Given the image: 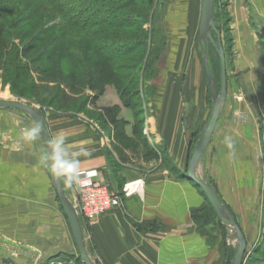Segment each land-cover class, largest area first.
I'll return each mask as SVG.
<instances>
[{
  "label": "crops",
  "instance_id": "0c3cea01",
  "mask_svg": "<svg viewBox=\"0 0 264 264\" xmlns=\"http://www.w3.org/2000/svg\"><path fill=\"white\" fill-rule=\"evenodd\" d=\"M194 1L199 7V28L202 0ZM229 10L236 38V65L248 80H253L264 73L258 53L260 38L264 41V0H229ZM253 12L256 21L252 19ZM179 90L170 86L162 89V98L153 106L156 113L149 111L144 138L153 148L163 149L165 156L184 173L193 134L204 128L209 112L207 105L188 104ZM112 92L116 91L111 87L103 98L112 96ZM117 96L116 93L114 103L120 104ZM225 103L226 100L197 172L214 185L229 206L248 245L255 238L260 221L259 132L253 119L247 125L228 119L231 106L226 107ZM123 109L122 116L128 121L125 131L131 138L134 115L126 107ZM225 113L227 118L221 119ZM27 118L0 109V195H7L19 217L8 225L0 219L2 228L8 230L7 234L10 232L9 237L29 238L37 247L49 250V254L63 248L73 250L76 242L66 215L59 210L51 171L42 160L47 151L44 143L40 135L31 143L23 139L21 126L29 127ZM46 121L52 137L62 134L66 138L70 158H77L71 150L87 148L90 155H79L82 170L95 169L98 179L115 190L105 143L86 125L70 118L51 116ZM111 155L115 161L112 173L116 183H121L120 203L83 228L100 264L223 263L228 246L234 244L230 238L221 237L210 242L204 229L192 219L194 211L208 205L205 193L194 181L177 178L161 166V161L147 157L135 142L132 146L117 142ZM27 209H35V216L40 215V219L27 223L23 218Z\"/></svg>",
  "mask_w": 264,
  "mask_h": 264
},
{
  "label": "rangeland",
  "instance_id": "374dc122",
  "mask_svg": "<svg viewBox=\"0 0 264 264\" xmlns=\"http://www.w3.org/2000/svg\"><path fill=\"white\" fill-rule=\"evenodd\" d=\"M26 1L10 0L8 4L9 15H6L5 20L9 21L10 27L19 35L16 40H9L6 48L13 53L15 46H24L21 44H28L36 37L40 38V41L37 42L36 49L29 59L18 62L20 65L18 68L6 69L5 60H1L0 99H17L34 105L43 111L46 119L51 116L67 117L77 123H82L105 143L106 151L112 153L117 142L121 143V141L116 128L114 126L111 128L110 123L105 120L104 108L119 106L117 117L126 120L122 116L125 106L114 83H108L104 88L105 92L110 91L111 87L114 88L116 92H112V96L103 98L105 93L99 96L98 92L91 87V61L95 54L88 44L86 35L68 27L58 26L59 17L56 14L47 16L45 10L41 11L36 3L33 4V7H31L32 5H23ZM218 3V14L221 18H217L216 22L223 29L222 39L227 65L228 94L225 104L226 107L231 106V114L228 119L240 125H247L248 121L253 119L257 124L262 153V188L264 186V113L261 86L264 73L257 75L253 80H248L244 72L238 69L235 55L236 38L234 26H232L233 17L229 10V0H219ZM198 8V5L195 6L194 0H146L131 5L127 10L128 12L142 10L148 16L143 28L148 34V43L151 48L147 49L145 54L135 56L126 63L129 65L132 62L131 66L135 67L129 75L134 77L137 74V82L130 85V82L126 80H118L119 83L124 84V87H130V93L135 90L140 91L138 96L140 103L136 104V121L142 120L143 127L137 142L144 152H146V147L142 139L146 137L148 131L147 118L153 111L156 113V108L153 106L158 102V99L162 98V89L170 86L182 90V93L179 91L185 96L188 104L197 102L207 105L209 117L211 115L213 105L205 69L206 45L204 46L197 36ZM7 11H3V13ZM252 19L257 20L254 12ZM138 29L124 30L118 33L117 39L138 37ZM261 38L258 42V53L264 67V48ZM211 48L214 73L219 80V58L213 47ZM68 49L79 55L81 58L79 65H76L74 58L70 57ZM50 55L52 56L50 57ZM109 67L103 71L102 75H115L123 70V68H115L113 65ZM156 69L158 72L154 77ZM116 93L117 98L119 97L121 101L120 104L114 103ZM6 110L14 111L23 117H29L27 118L29 128L35 126L30 116L24 112L14 109ZM226 113L221 119L228 116ZM26 127H28L26 124L24 127L21 126V130ZM199 130L201 128L197 132ZM157 161L160 162L161 159H157ZM64 188L68 196L75 200L74 186L72 191L66 185ZM17 210L11 207L7 195L5 197L0 195V219L5 221V225L18 221ZM34 210L27 209L23 212L27 211L26 215L24 214L26 217L23 216L27 223H34L36 219H40V215L35 216ZM59 210L65 216L60 200ZM258 212L260 221L254 232L255 238L248 242L247 252H245L246 260L253 249L261 243L264 195L260 196ZM2 221L0 222V264H75V257L80 255L77 247L73 250L63 248L59 253L49 254V250L37 247L29 238L9 237L10 232L7 234L8 230L2 228ZM83 223L85 224L84 219ZM209 226L207 225L208 229H210ZM212 232H218L221 238H230L234 244L233 248H237L235 235L230 232L226 234V230L222 229V226H219V230ZM93 256L95 257V255ZM246 260L243 261V264Z\"/></svg>",
  "mask_w": 264,
  "mask_h": 264
},
{
  "label": "trees",
  "instance_id": "16d2710c",
  "mask_svg": "<svg viewBox=\"0 0 264 264\" xmlns=\"http://www.w3.org/2000/svg\"><path fill=\"white\" fill-rule=\"evenodd\" d=\"M139 1L146 0H27L23 5L33 7L34 3L39 6L40 10H45V15H57L59 18L57 25L61 27H68L70 29H74L80 31L82 34H85L88 38V44L90 48L94 51V57L92 58V67H91V87L98 92V95H103L105 93V85L113 82L114 87L116 88L123 105L130 109L134 115L135 123L133 134L134 137H128L126 134V125L128 121L119 119L118 112L119 106L105 107L104 108V117L105 120L112 124L118 134V138L122 143L127 146H132V142H135L137 145L139 143V135L141 134L143 121H136L137 111L136 104L140 103L138 100V96L140 95V91H132L130 93V87H124V84L118 82L128 81L130 85L136 84L137 82V74L133 77L131 74L133 67L131 66L132 62L128 64L127 61L135 56L143 55L146 53V50L151 48V45L148 43V34L144 31L143 26L145 25L148 16L143 13L142 10H138L135 12H128V8L138 3ZM219 0H215V25L221 34L223 29L220 25H217L216 19L221 18L218 14V3ZM10 0H0V63L1 60H5L6 69L18 68V62L20 63L22 60H27L30 58L31 54L36 49L37 42L40 41V38H35V40L30 41L28 44H21L24 46H15L13 48L14 52L11 53L8 51L7 44L10 41L16 40L19 35L13 28L10 27L9 21L5 20L6 15H9L7 11L9 8L8 4ZM3 11H7L4 12ZM220 20V19H219ZM132 28H139L137 31L138 37H129V39H117L118 33L129 30ZM66 29V28H63ZM68 30V29H66ZM116 37H115V36ZM133 36V35H131ZM213 36L217 39V34L213 32ZM115 37V38H114ZM223 42V39H222ZM262 47L264 48V41H261ZM209 45V46H208ZM205 46V45H204ZM224 46V44H223ZM216 51L219 58V71H220V79L216 77L214 73V64L212 61V48ZM208 50L209 52V63L211 66L212 73L216 79L217 86L220 89L221 83V60L220 55L217 49L211 42H207L205 46V52ZM225 50V48H224ZM68 53L70 57L74 58L75 64L79 65L81 58L79 55L68 49ZM13 54V55H12ZM52 55H50L51 57ZM118 61H120L118 63ZM115 68H123V70L119 71L121 73H116L115 75H102L103 71L112 66ZM106 66V67H105ZM111 68V67H109ZM108 68V69H109ZM135 68V67H134ZM124 72V73H122ZM127 72V73H126ZM117 82V83H116ZM134 90V89H133ZM210 94V92H209ZM211 96V94H210ZM261 96H262V107L264 113V78L261 86ZM212 99V98H211ZM213 105V101H212ZM43 113V111H42ZM44 114V113H43ZM45 116V115H44ZM202 130L196 131L193 134V138L191 141V147L188 154V164L189 160L193 154L196 143L201 137ZM144 146L146 147V156L152 157L153 159H161V166L166 167L170 170V172L176 176L177 178H188L186 172L188 170V165L184 173H181L179 169L172 163V161L165 156V152L162 149L153 148L147 141L146 138L142 139ZM108 162L112 169V172L115 171V161L112 158L110 152H106ZM118 186V194L120 195L121 183L117 184ZM65 187V184H64ZM262 193L264 195V186L261 188ZM217 191V190H216ZM218 193V191H217ZM219 197L222 199L221 195L218 193ZM207 198V197H206ZM208 200V199H207ZM81 222L84 228V223L82 216ZM192 219L198 223V225L204 229L206 232L208 239L210 242H216L219 239V233H214L212 231L219 230V226H222V229L226 230V234L228 232V228L222 221L219 219L218 215L214 211L212 205L208 201V205L200 210L194 211L192 213ZM207 225H210L208 229ZM229 233V232H228ZM225 238V237H224ZM223 238V239H224ZM228 246L226 250V258L222 264H231L233 256L235 254L236 249ZM87 249L90 254L94 255L92 247L87 242ZM247 252V251H246ZM246 253L244 255V260ZM75 264H85L79 255L75 257ZM244 264H264V221L262 225V233H261V243L257 245L253 252L248 256L247 260Z\"/></svg>",
  "mask_w": 264,
  "mask_h": 264
},
{
  "label": "water",
  "instance_id": "95a60500",
  "mask_svg": "<svg viewBox=\"0 0 264 264\" xmlns=\"http://www.w3.org/2000/svg\"><path fill=\"white\" fill-rule=\"evenodd\" d=\"M213 32L217 34V39L214 38ZM198 39L203 45H206L207 42H211L217 49L221 60V83L219 89L209 63V52L206 50L205 69L207 73L209 91L213 101V107L208 122L203 128L201 137L197 141L193 154L189 160L187 177L194 181L202 189L219 219L227 226L229 232L235 235L237 248L231 264H243L244 255L247 249L246 237L229 206L219 197L214 185L200 177L197 172L198 162L205 154L210 144L220 118L222 106L228 94L227 65L225 50L222 42V34L215 25V0H202ZM157 72L158 70L156 69L153 74L154 77L157 75ZM0 109H14L29 115L34 125H39L41 129L40 137L47 150L48 140L52 136L50 134L46 118L41 110L36 108L34 105L17 99H0ZM110 177L112 184L117 191L118 186L116 179L111 171ZM52 180L83 262L85 264H99V260L90 254L87 249V240L81 222L78 202L74 199L72 200L68 196L62 180H57L53 175Z\"/></svg>",
  "mask_w": 264,
  "mask_h": 264
},
{
  "label": "clouds",
  "instance_id": "9594fccd",
  "mask_svg": "<svg viewBox=\"0 0 264 264\" xmlns=\"http://www.w3.org/2000/svg\"><path fill=\"white\" fill-rule=\"evenodd\" d=\"M40 131L39 125L30 128L26 127L22 129L23 139L29 143L34 142L40 135ZM228 146L232 147V144L229 143ZM71 154L76 155L77 158H70V150L68 149L66 138L62 134H58L49 138L47 151L42 157L51 174L57 180H62L69 188L79 185L87 175L81 168L82 161L79 159V155L88 156L90 151L87 148H81L75 151L71 150Z\"/></svg>",
  "mask_w": 264,
  "mask_h": 264
},
{
  "label": "built area",
  "instance_id": "2783aa9c",
  "mask_svg": "<svg viewBox=\"0 0 264 264\" xmlns=\"http://www.w3.org/2000/svg\"><path fill=\"white\" fill-rule=\"evenodd\" d=\"M83 171L87 175L79 185H74V193L80 215L85 223L90 224L118 205L120 195L111 185L98 179V172L95 169Z\"/></svg>",
  "mask_w": 264,
  "mask_h": 264
}]
</instances>
